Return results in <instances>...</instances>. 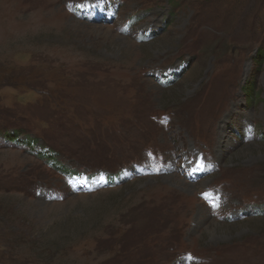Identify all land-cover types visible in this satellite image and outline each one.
I'll use <instances>...</instances> for the list:
<instances>
[{"label": "rangeland", "instance_id": "1", "mask_svg": "<svg viewBox=\"0 0 264 264\" xmlns=\"http://www.w3.org/2000/svg\"><path fill=\"white\" fill-rule=\"evenodd\" d=\"M0 264H264V0H0Z\"/></svg>", "mask_w": 264, "mask_h": 264}]
</instances>
